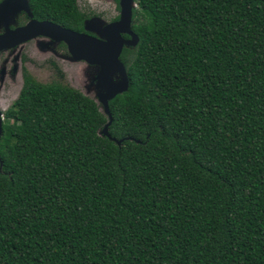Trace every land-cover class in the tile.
<instances>
[{
	"label": "trees",
	"instance_id": "obj_1",
	"mask_svg": "<svg viewBox=\"0 0 264 264\" xmlns=\"http://www.w3.org/2000/svg\"><path fill=\"white\" fill-rule=\"evenodd\" d=\"M27 2L74 32L89 18ZM134 2L109 138L53 63L47 84L22 67L2 114L0 264H264V0Z\"/></svg>",
	"mask_w": 264,
	"mask_h": 264
},
{
	"label": "water",
	"instance_id": "obj_2",
	"mask_svg": "<svg viewBox=\"0 0 264 264\" xmlns=\"http://www.w3.org/2000/svg\"><path fill=\"white\" fill-rule=\"evenodd\" d=\"M133 2V0H119L117 21L108 23L98 30L95 25L87 24L89 19H86L82 22V32H74L51 22L32 19L27 0H1L0 53L33 39L42 38L48 43L63 44L71 61H81L96 67L97 73L93 81H96L97 88L101 90L96 94V102L101 106V111H98L107 118V123L99 134L109 138L107 127L111 118L107 103L127 90V77L119 56L123 47L132 48L138 41L137 36L130 30ZM20 11L27 13L30 19L21 26H11V18ZM121 35H126L128 39H123ZM42 47L46 49L48 45ZM116 69L120 72V82H115L111 78V74ZM1 123L0 110V136Z\"/></svg>",
	"mask_w": 264,
	"mask_h": 264
},
{
	"label": "rangeland",
	"instance_id": "obj_3",
	"mask_svg": "<svg viewBox=\"0 0 264 264\" xmlns=\"http://www.w3.org/2000/svg\"><path fill=\"white\" fill-rule=\"evenodd\" d=\"M75 4L81 13L89 15L87 24L95 25L98 30L110 23L118 13L113 0H75ZM133 9L140 10V7L133 2ZM28 19H30L28 14L20 11L11 18L10 25L16 27L19 26V20L27 21ZM1 28L0 24V30ZM43 45L48 47L44 49ZM50 63H53L62 74L61 82L93 100L101 111V106L96 102V94L101 90L97 88L96 81H93L97 68L81 61H71L65 46L61 43H48L42 38H36L0 53L1 114L18 95L22 84V67L36 82L47 84L58 79ZM111 78L115 82L121 81L118 69L111 74Z\"/></svg>",
	"mask_w": 264,
	"mask_h": 264
},
{
	"label": "flooded vegetation",
	"instance_id": "obj_4",
	"mask_svg": "<svg viewBox=\"0 0 264 264\" xmlns=\"http://www.w3.org/2000/svg\"><path fill=\"white\" fill-rule=\"evenodd\" d=\"M114 1V4H115V6H116V8H117V10H118V13H117V15L110 21V23L111 22H115V21H117L118 20V17H119V5H118V2H119V0H113ZM134 10V9H133ZM132 10V11H133ZM121 37L123 38V39H128V37L126 36V35H121ZM124 48V47H123ZM122 51V50H121Z\"/></svg>",
	"mask_w": 264,
	"mask_h": 264
}]
</instances>
